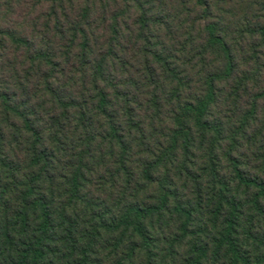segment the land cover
<instances>
[{
    "label": "trees",
    "instance_id": "trees-1",
    "mask_svg": "<svg viewBox=\"0 0 264 264\" xmlns=\"http://www.w3.org/2000/svg\"><path fill=\"white\" fill-rule=\"evenodd\" d=\"M92 1L63 0L29 36L0 23V264H99L81 225L104 220L99 182L115 178L126 233L146 243L167 216L196 239L189 264L259 263L238 236L264 237V21L214 0Z\"/></svg>",
    "mask_w": 264,
    "mask_h": 264
},
{
    "label": "rangeland",
    "instance_id": "rangeland-1",
    "mask_svg": "<svg viewBox=\"0 0 264 264\" xmlns=\"http://www.w3.org/2000/svg\"><path fill=\"white\" fill-rule=\"evenodd\" d=\"M62 1L63 0H0V23L3 25V28H15L20 33H25L28 36L30 35V32L32 33V26H34V28L39 32H42L45 24V17H52V13L63 16V10L60 7ZM78 1H80L81 4L84 3L83 0ZM118 1V5H116L117 3L112 2V6H114L112 9H115L116 6L120 5L121 7H126L124 5L125 0ZM214 1V15L218 16L220 13L227 19H229V17L235 16L234 19L236 20V23L239 24L240 22H243L244 25L248 23L256 25L257 23L264 21V0ZM171 2L175 3L174 5H182L180 0H171ZM130 4L132 5L130 6V12L133 13V10H135L134 6H136L135 0H131ZM90 6L95 8L97 6L96 1H92ZM65 7H68L66 3ZM183 9V7L178 8L176 11H183ZM107 23L108 22H103L102 19L95 21V24L93 25L96 28L94 29L95 35L100 36L105 34L103 28L106 27ZM109 24L110 23H108V25ZM234 29L237 31L239 28ZM58 73V71L54 72L53 75L57 76ZM60 75L61 74L59 73V76ZM139 158L140 155H135L133 157V163L131 164V167L134 165L136 168L137 162L140 161ZM98 170L99 171L97 174L91 175L94 177V180L102 179L105 180L104 182L109 180L107 179L109 177L107 176L108 173H105L104 175L102 174L104 170H110V162L107 167H101V169ZM197 170L202 171L199 169ZM171 171L173 172V170ZM259 171L260 170H253L255 173H258ZM161 172H163V174ZM161 172H159V174L164 176V170H161ZM223 173L227 176L233 173V170H231L229 164H226V168L223 170ZM174 180L176 182L183 181L177 179V177H175ZM122 184L123 180L120 178H115L112 184L109 182L105 184V186L99 182V191H101L100 197L105 203V205L101 208H106V213L103 212L105 213L104 220L95 219L92 222L89 219V223L81 225V228L88 229L91 235H98L96 238H94V240L92 239V245L94 248V252L92 253L93 259H95V261L99 260V264H189V248L196 243V239L192 236H188L189 238L183 241L185 238L184 234L178 231V225L172 223L173 221L170 222V219H168L167 216L163 219V221H152L146 224L148 231L146 243L144 239L133 235L132 231L126 233L124 226L118 227L113 223L117 222V218L115 216H118L122 212L124 206V198L122 197ZM179 184L181 185V182H179ZM155 189L156 186H146L145 190L142 192L140 191L138 201L148 202V196L154 195ZM100 211L102 212V210ZM203 214L194 217V231L197 229V225L200 221H206V217H202ZM258 216L259 217L257 218L256 226H261L264 233V215L262 216L260 214ZM115 227H118L119 229L115 230ZM72 235L73 236L71 238L73 239L75 236L73 233ZM132 237L134 238L133 241L136 245V248L135 252L131 253L132 256L130 257V253H128V242L132 241ZM178 239L179 241L176 243V248H173L175 241ZM238 239L242 251L245 254H249V257L254 262L259 261V263L256 264H264V237H262L259 241L256 240L259 242V246L254 245L253 238L248 241V238L244 232L239 233ZM66 257H68L67 253ZM71 260L72 259L69 261L71 262Z\"/></svg>",
    "mask_w": 264,
    "mask_h": 264
}]
</instances>
